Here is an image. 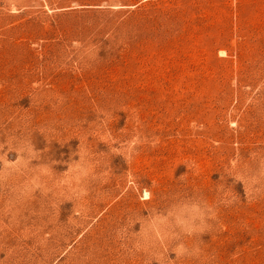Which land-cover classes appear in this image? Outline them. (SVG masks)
<instances>
[{
    "label": "rangeland",
    "instance_id": "374dc122",
    "mask_svg": "<svg viewBox=\"0 0 264 264\" xmlns=\"http://www.w3.org/2000/svg\"><path fill=\"white\" fill-rule=\"evenodd\" d=\"M0 264H264V0H0Z\"/></svg>",
    "mask_w": 264,
    "mask_h": 264
}]
</instances>
